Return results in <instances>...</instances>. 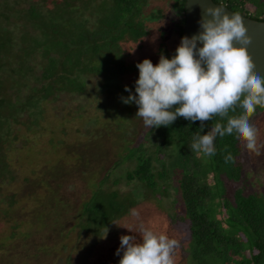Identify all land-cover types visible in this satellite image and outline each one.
I'll return each instance as SVG.
<instances>
[{"label":"rangeland","instance_id":"374dc122","mask_svg":"<svg viewBox=\"0 0 264 264\" xmlns=\"http://www.w3.org/2000/svg\"><path fill=\"white\" fill-rule=\"evenodd\" d=\"M41 1L9 0L22 8L36 2L41 10L43 3L50 4V0ZM65 1L58 0L57 8H62ZM105 1L88 0L89 10L95 13H84L90 24L97 21V8ZM184 2L146 1L138 16L146 33L135 41L127 36L119 40L124 70L112 86L104 83L103 73L88 72L83 77L82 91L56 90L40 101L37 125L27 129L25 113L19 117L21 124L12 125L3 145L10 175L0 179V264H66L68 257H72L69 264H119L116 250L120 237L135 235L139 241L141 225L176 240L174 264H189L186 248L173 224L175 206L181 200L180 168L171 166L178 146L153 152L157 141L148 134L150 129L142 118L136 116L138 106L123 103L129 96L125 86L135 94L137 63L148 58L156 65L161 55L169 59L175 55L184 25V12L176 19L175 12ZM74 4L82 8L79 1ZM17 23L21 25L20 21ZM36 71L40 73L42 69L37 67ZM25 93L26 88H21L20 94ZM250 122L258 131L261 154L249 151L239 139L242 154L238 159L241 158L248 190L264 196V108L257 106ZM139 145L146 148L145 154L152 155L155 169H161L162 161L168 167L169 178L159 182V187L167 186L166 193L138 198L109 226L107 234L105 231L94 237L79 231L76 225L84 203L99 184L108 185L133 167L134 160L128 159L138 155ZM115 187L125 192L140 185L126 184L123 179ZM10 195L14 196L13 204L8 203Z\"/></svg>","mask_w":264,"mask_h":264},{"label":"trees","instance_id":"16d2710c","mask_svg":"<svg viewBox=\"0 0 264 264\" xmlns=\"http://www.w3.org/2000/svg\"><path fill=\"white\" fill-rule=\"evenodd\" d=\"M146 1L106 0L101 7L98 3L94 24H90L89 16L95 13L89 10L88 0H66L60 5L62 8H57L58 0H50V4L43 3V10L36 2L28 8L15 7L9 0L0 2V179L10 175L3 145L12 125L22 123L21 115L26 114L24 122L31 129L38 124L40 101L56 90L82 91L83 77L88 72L103 73L104 83L113 85L124 70L119 40L127 36L135 41L146 33L138 18ZM213 1L264 21V0ZM180 8L175 19L181 11L183 15V3ZM85 11L89 16L84 15ZM37 67L42 69L40 73ZM21 88H26L23 95ZM241 114L240 108L229 111L230 116ZM217 122L226 125L227 118L214 116L205 122L203 131L199 121L183 117L170 126L149 130L148 134L157 141L153 152L178 146L171 166L180 168L181 200L177 205L173 202V224L186 248L189 264H264V196L247 188L241 158L238 159L242 154L239 139L235 134L217 136L214 156L190 148L197 133H206ZM146 151L139 145L138 155L128 159L134 160L132 168L110 184H99L93 190L77 222L79 231L100 237L138 198L166 193L167 186L161 188L159 182L169 178L168 167L162 161L161 169H155L153 157ZM229 153L234 162L226 164L224 157ZM123 179L126 184L138 183L140 188L120 192L115 186ZM14 202L10 195L8 203ZM71 258H66L65 263L69 264Z\"/></svg>","mask_w":264,"mask_h":264},{"label":"clouds","instance_id":"9594fccd","mask_svg":"<svg viewBox=\"0 0 264 264\" xmlns=\"http://www.w3.org/2000/svg\"><path fill=\"white\" fill-rule=\"evenodd\" d=\"M198 2L202 5L198 21L201 30L191 38L182 37L171 59L161 55L156 65L148 58L137 63L135 94L125 86L129 96L123 103H135L136 116L149 129L170 126L183 117L199 121L203 131L205 122L214 116L227 118L226 125L217 122L206 133H197L191 150L214 156L217 136L235 134L249 151L260 155L258 131L250 118L257 106L264 108V76L255 71L248 53L252 38L244 17L204 0ZM237 108L242 109V114L230 116L229 111L235 112ZM224 162H234L231 153L224 157ZM139 236V241L135 235L120 237L116 250L119 264H174L176 240L143 225Z\"/></svg>","mask_w":264,"mask_h":264},{"label":"water","instance_id":"95a60500","mask_svg":"<svg viewBox=\"0 0 264 264\" xmlns=\"http://www.w3.org/2000/svg\"><path fill=\"white\" fill-rule=\"evenodd\" d=\"M204 2L214 6H222L229 13H237L225 5L216 3L213 0H204ZM201 14L202 5L198 0H195V2L194 0H185L183 37L188 36L191 38L201 30L198 24ZM240 15L244 17L246 27L248 28V34L252 38L251 44L248 45V53L255 65V71L264 76V21H258L249 16Z\"/></svg>","mask_w":264,"mask_h":264}]
</instances>
